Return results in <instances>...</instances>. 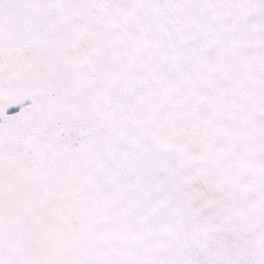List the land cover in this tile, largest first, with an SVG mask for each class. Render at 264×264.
Returning <instances> with one entry per match:
<instances>
[{
	"label": "snow or ice",
	"instance_id": "snow-or-ice-1",
	"mask_svg": "<svg viewBox=\"0 0 264 264\" xmlns=\"http://www.w3.org/2000/svg\"><path fill=\"white\" fill-rule=\"evenodd\" d=\"M0 264H264V0H0Z\"/></svg>",
	"mask_w": 264,
	"mask_h": 264
}]
</instances>
